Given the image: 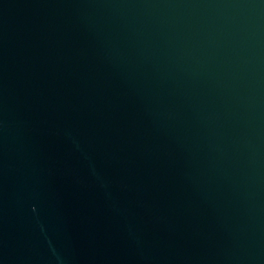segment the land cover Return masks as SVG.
Listing matches in <instances>:
<instances>
[{
	"label": "water",
	"instance_id": "obj_1",
	"mask_svg": "<svg viewBox=\"0 0 264 264\" xmlns=\"http://www.w3.org/2000/svg\"><path fill=\"white\" fill-rule=\"evenodd\" d=\"M0 264H264V0H0Z\"/></svg>",
	"mask_w": 264,
	"mask_h": 264
}]
</instances>
